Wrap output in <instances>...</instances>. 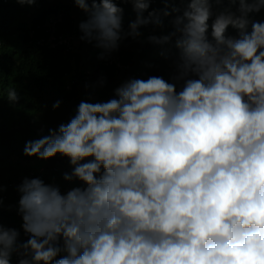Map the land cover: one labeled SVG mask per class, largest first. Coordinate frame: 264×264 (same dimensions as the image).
Listing matches in <instances>:
<instances>
[{
  "label": "clouds",
  "instance_id": "1",
  "mask_svg": "<svg viewBox=\"0 0 264 264\" xmlns=\"http://www.w3.org/2000/svg\"><path fill=\"white\" fill-rule=\"evenodd\" d=\"M68 2L77 37L52 35L53 66L77 39L136 62L24 142L37 175L0 220V264H264V0Z\"/></svg>",
  "mask_w": 264,
  "mask_h": 264
},
{
  "label": "trees",
  "instance_id": "2",
  "mask_svg": "<svg viewBox=\"0 0 264 264\" xmlns=\"http://www.w3.org/2000/svg\"><path fill=\"white\" fill-rule=\"evenodd\" d=\"M68 1L37 0L35 5L29 6L16 0H0V220L4 222L10 223L16 218L13 205H18L20 196L15 195V184L21 177L35 178L37 175V157L22 153L24 142L37 135L34 129L55 122L73 106L77 110L81 101L93 103V97L101 93V76L111 70L118 73V64L122 61L136 62L128 49H117L101 58L102 49L77 39L70 45L57 47L64 57L60 64L53 66L54 60L48 55L45 44L52 35L58 39L60 35L76 36L77 33V24L68 16L73 11L69 9ZM121 6L127 14L124 23L129 25L135 18L130 19L128 15L133 11L126 13V10L132 9V5ZM56 14L65 17L51 19ZM50 21L54 23V34ZM30 45L38 51L40 67L34 71H23L14 60ZM76 47L81 49L85 61L72 57L71 51ZM65 48L69 49L66 54ZM11 89L19 93L20 99L16 103H10L5 94ZM56 101H61L59 109H53ZM22 107L26 110L23 111Z\"/></svg>",
  "mask_w": 264,
  "mask_h": 264
}]
</instances>
